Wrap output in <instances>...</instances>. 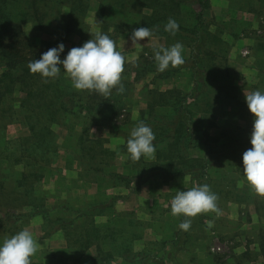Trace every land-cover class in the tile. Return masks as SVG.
<instances>
[{
  "label": "rangeland",
  "instance_id": "1",
  "mask_svg": "<svg viewBox=\"0 0 264 264\" xmlns=\"http://www.w3.org/2000/svg\"><path fill=\"white\" fill-rule=\"evenodd\" d=\"M83 1L86 10L75 12L74 18L82 23L76 29H82L86 39L92 35L110 33L119 23L136 24L141 15L149 13L136 0ZM73 2L75 0H48L40 4L39 14L44 15L41 24L26 0H19L10 9L16 15L15 21L23 26L24 37L19 45L22 55L29 58L31 50L38 53L48 46L52 76L65 70L62 76L69 81L65 84L72 88V93L77 94V100L89 110L74 116L60 114L55 118L52 126L54 136L50 141L60 151L58 154H51L49 166H41L45 170V179L42 187L37 189V194L44 195L41 196L47 199L48 207H67L72 210H80L83 204L106 202L110 196L118 197L114 208L117 216L112 220L105 216L96 218L100 227H113L115 234H120L124 245H131L132 252L145 250L159 257L163 255V251L171 248L169 242L178 230L181 217V210L173 209L175 201L172 199L170 202L169 198L183 192L188 184H153L148 189L151 196L153 195L152 198H149L147 192L133 194L122 185L113 188L112 180L98 176L96 172L103 157L83 154L77 143L79 137L87 145L95 144L96 139H112L109 145L103 141L98 144L116 148L115 145L125 139L130 130L123 127L121 122L117 123L116 128L104 121L100 113L110 105L109 96L114 100L120 98L117 103L122 101L125 110L120 112L123 116L119 120H129L133 125L139 119L142 109L147 108L150 90L165 91L176 88L179 80L174 81L173 85L169 84L172 80L154 82L153 74H148L139 82L118 75L112 81L100 79V68L87 58L86 50L89 48L84 47V54L79 53L81 38L76 33L64 38L67 29L64 21L71 18ZM101 4L105 7L103 18L96 16ZM206 15L216 23L210 31V48L216 54V65L209 66V84L214 88L215 94L205 99L206 102L199 103L196 108L199 113L197 119L223 145H228L236 138L251 141L264 137V0H213ZM125 34L120 37L123 38ZM122 41L120 47L117 41H110L105 45L107 56L113 59L107 65L110 74L108 77L111 79L114 65L124 64L132 56L133 61L141 57L160 55L179 59L189 53L185 43L174 36L169 39L157 38L154 40L157 42L154 48L133 47L127 39ZM73 76L76 77L75 80L72 79ZM92 78H99V81ZM183 79L187 80L185 77L181 80ZM124 93L126 96L122 98ZM22 97L23 94L17 90L8 95L0 105V217H4L5 211L11 207L19 211L24 209V202L18 200V192L13 190L24 172V165L14 161L28 147L31 141L27 140L35 142L38 139L29 131L27 111L20 106ZM92 110H96L98 115L92 116ZM250 149L253 151L251 162L261 165V170L253 181L247 179V176L243 177L244 172L253 171L247 170L246 164L234 159L223 162L212 173L213 175L216 172L217 175L214 174L211 179L209 194L201 200V213L190 217L185 264H264V179L260 177L261 171L264 173V141L253 143ZM92 159L94 161L90 162ZM116 165L113 161L105 169H101L108 175L113 174L111 171ZM88 167L92 171L87 170ZM1 185L4 186L3 191ZM11 192L14 194L11 195ZM154 198L156 199L153 200ZM244 198L260 209L262 221L251 220L252 214H249V210L247 216L242 217L244 221L240 218L233 221L221 220V211L218 208L221 202L225 203L229 199L233 205L236 204L234 207L239 208L245 205L242 200ZM251 209L253 211L252 207ZM74 217L69 213L56 211L49 215V223L41 217L22 223L14 236L0 231V264H27V257L37 250L49 254L54 260L53 264H64L65 261H58L50 248L53 236L62 239L65 234L53 233V222H58V219L71 220ZM108 221H113L114 225L107 224ZM77 225L79 222H75L69 228V234H66L75 236L80 231L79 227L73 230ZM27 231L29 233L25 234ZM43 232L46 239L40 242ZM72 256L79 258L80 253L75 251ZM77 261L73 258L71 263L76 264Z\"/></svg>",
  "mask_w": 264,
  "mask_h": 264
},
{
  "label": "trees",
  "instance_id": "2",
  "mask_svg": "<svg viewBox=\"0 0 264 264\" xmlns=\"http://www.w3.org/2000/svg\"><path fill=\"white\" fill-rule=\"evenodd\" d=\"M47 1L26 0L40 24L44 15L39 14V7ZM136 1L144 11H149L141 15L139 22L119 23L110 33L92 35L86 39L84 31L76 29V26L82 23L74 18V14L85 11L87 7L84 6L83 0H75L70 11L71 18L64 21L67 24L64 38L76 33L82 42L80 50H84V47L102 46L125 33L160 39L177 37L188 49L189 53L185 57L179 59H170L162 55L141 57L130 64H122L119 72L123 74L122 76L129 78L134 76L133 82L144 80L148 74H153L154 82H158L172 79L179 73L188 72L191 88L186 92L178 88L166 91L150 90L146 111L141 112L136 122V132L132 135L127 134L125 139L115 145L116 148L108 146L112 139H96L95 144L87 145L79 137L77 144L79 151L83 154L103 157L98 163L96 172L98 176L112 180L113 188L122 185L126 189H132L131 193L134 194L138 193L143 186L159 181L169 184L184 181L186 178L190 179L189 189L177 195H171L175 201L173 209L181 210L178 230L169 242L171 248L163 251V255L159 257L145 250L132 252L131 245L125 246L120 239V234H115L113 227H100L96 218L105 216L112 220L117 216L114 208L118 197L110 196L106 202L72 210L67 207L49 208L46 204L47 199L42 197L44 195L37 194V189L42 187L45 179V170L42 168L50 165L52 153L58 154L60 151L50 141L54 136L52 126L55 118L60 114L74 116L89 110L83 107L80 100H77V94L72 93V88L65 84L69 81L62 76L64 68L62 73L52 76L49 69L50 48L48 46L43 47V50L38 53L31 50L29 58L24 57L20 52L19 45L24 37L23 26L22 23L15 21L16 15L10 12L19 0H0V105L5 102L8 95L19 90L23 94L20 106L27 111L29 131L38 139L35 142L27 140L31 141L28 147L14 161L24 165V172L13 188L16 193L18 192V200L24 202V209L19 211L11 207L5 211L4 217H0V231L3 233L14 236L22 223L37 217L49 223L51 213L62 211L75 217L71 220L54 221L53 233L69 234V228L73 227L75 222H79L73 230L79 227L80 231L73 237L64 234V238L71 250L80 253L79 258L94 250V256L91 257L92 264H114L118 260H120L118 264H166L167 262L179 264L177 255L186 251L188 247L190 217L201 213L197 206L210 190L211 172L228 159L246 164L249 171L258 173L261 170L260 164L251 162L253 151L250 146L264 141V137L251 141L236 138L228 145H220V139L213 137L210 129L205 128L197 119L199 113L196 108L199 103L206 102L205 99L215 94L214 88L209 84V66L216 65L214 61L216 54L210 48V31L216 23L206 15L211 9L213 0ZM104 10L105 7L101 4L96 16L103 18ZM75 78V76L72 77L73 80ZM95 78L92 80L99 81V78ZM100 79L109 81L108 77L100 76ZM121 91L123 92L124 89ZM124 94L122 98L126 96V93ZM111 97L108 98L110 105L107 110L100 114L105 122L114 127L118 128L117 123L121 122L122 126L127 128L129 120H119L123 116L120 112L125 110L122 101L117 103L116 101L120 98L114 100ZM92 112H90L92 116L98 115L96 110ZM100 141L108 145L100 146L98 144ZM151 154L155 155V160L147 159ZM118 156L124 159L126 165L135 172V176L105 173L103 169ZM93 161L92 159L90 162ZM87 170L92 171L89 167ZM1 189L4 190L3 185ZM13 194L14 192H11V195ZM105 210L109 212H104ZM108 222L107 224L114 225L113 221ZM73 258L79 259L77 256Z\"/></svg>",
  "mask_w": 264,
  "mask_h": 264
},
{
  "label": "crops",
  "instance_id": "3",
  "mask_svg": "<svg viewBox=\"0 0 264 264\" xmlns=\"http://www.w3.org/2000/svg\"><path fill=\"white\" fill-rule=\"evenodd\" d=\"M125 35L126 36H124L122 38V37H120V36H122V34H121L120 36H118L117 38H115V39H113L111 41L112 42H114V41L119 42L118 43V46L119 47L123 43L122 39L123 40L127 39L128 40L127 42H129L133 47H136V46H143V47L152 46V48H154V46H156L155 44L157 43V42H154V40L157 39V38H154V37L133 36V35H127V34H125ZM108 42H110V41H108ZM107 43H105L102 46L92 47V48H89V49L86 50V54H87L88 60L89 61H94L93 64H95L96 66H98L100 68V71H101V74H102V77L103 78L106 77V76L107 77L110 76L109 72L107 71V69L109 68L107 65H108V62L113 61V59H111V57L110 56H107V54H106V48H107L106 47L107 46L106 44ZM84 52L85 51L79 49V53H83L84 54ZM133 58L134 57L132 56L130 59H128V61H124V64H130L132 62H135V61H133ZM134 60H137V59H134ZM121 65H122L121 63L114 65V67H113L114 69H113L112 75H111V76H113V78H115L117 75L118 76H122L123 75L122 73L119 72V69L122 67ZM105 72L107 74H105ZM182 77H185L187 80L186 81L184 79H183L184 81L181 80ZM133 78H134V76H132L130 78L128 77V79H132V80H133ZM108 79L110 81L114 80V79H111V77H108ZM170 80H172L171 81L172 83H169L171 85L174 84V81L179 80V84L176 86V88H178L180 90H183L184 92L189 91L190 88H191L190 81H189V73L188 72L179 73L174 78L169 79V80H165V81H161V82L162 83L169 82ZM152 85H154V84H152ZM169 89H167V90H169ZM160 91H162V90H160ZM142 110L143 111H146V109H142ZM143 111H141V112H143ZM136 122L133 125L131 124V122H129V125L127 126L128 130H130L129 133L131 135L134 134V132H136ZM220 145H223V144L220 143ZM147 159L155 160V155L154 154H151ZM229 160H231V159H228L227 161H229ZM227 161H223V162H227ZM118 163L121 164V165H118ZM115 164H117L116 165V168H114L111 171V173H113V174H120V175H124V176H128V177L129 176L130 177L135 176V172H133V170L129 166L126 165V163L124 162V159L121 156L120 157L118 156L115 159ZM217 168H215L211 172V175H210L211 176V179L213 178V175L214 174L217 175L216 172L212 175V173L215 170H217ZM260 174H261L260 177L261 178L263 177V179H264V173H260ZM257 175H258V173H255V172H253V173L244 172L243 177L244 176H247V179H251L250 181H253V179H256ZM184 182H186V184H188L187 187L183 188V191H186L191 186L190 179L189 178H186L184 181H178V182H175V183H178V186H180ZM157 184L158 185H162V186H167V185L172 184V183L164 184L162 181H159ZM152 185H147L148 187L147 186H143L138 193H140V192L141 193L142 192H147V194L149 195V198H152L153 195L151 196V192L148 190V189L151 188ZM243 188L245 189V187H243ZM128 190H129V192L132 191V189H127V191ZM247 191L249 192L248 189H247ZM207 194H209V192ZM155 199L156 198H154L153 200H155ZM242 200L245 201L244 202L245 205H242L239 208L234 207V205H236V204L233 205L232 202H231V200H229V199L228 200H225V203H223V202L220 201L221 203L218 205V208L221 211L220 212V215H219L222 218L221 220H223V221H228V220L233 221V220H237L238 218H240V220H243L242 217L243 216H247V213H248L247 210H249V214L250 215L252 214L251 220L254 219V220H257V221H262V218L260 216V209L257 208L254 203L253 204H249V201H247L245 198L242 199ZM169 201L170 202L172 201V198L171 197L169 198ZM200 204L201 203H199L198 206H197L198 209L201 207ZM84 205L87 206V204H83L80 208L81 209H84L86 207ZM251 207L253 208V211H252ZM49 208H52V207H49ZM97 224L98 225L100 224L99 221L97 222ZM37 232H38V230H37ZM28 233L29 232L27 231L25 234H28ZM44 234H45V232H43V234L40 236V237H42L39 240L40 242H41V240L46 239ZM62 239H56L53 236V238L50 240V248L52 249V253L54 255H56V257L58 258V261H65L64 264H73V263H71V260L73 259L72 258L73 257L72 255L75 254V251L74 250H71V248L68 245V243L65 240V238H62ZM6 249L7 250L9 249V243H8V245H6ZM185 254H186V251H182V252H180L177 255V261H178L179 264H185V258H186L185 257ZM93 256H94V253L91 250V253H88V254H86L85 256H83V257H81L79 259H75V260H78L76 264H82V263L83 264H92L91 257H93ZM51 258L52 257H50L49 254L45 253L44 251L37 250L36 252L35 251L32 252V256H30L29 258L27 257V259H28L27 264H53L52 261H54V260H52ZM168 263L169 262H167L166 264H168Z\"/></svg>",
  "mask_w": 264,
  "mask_h": 264
}]
</instances>
